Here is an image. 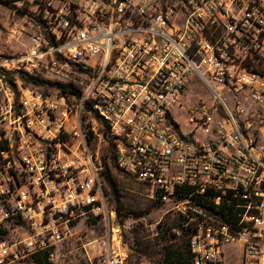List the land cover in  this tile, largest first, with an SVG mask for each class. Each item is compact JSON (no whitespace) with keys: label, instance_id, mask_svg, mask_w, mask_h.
<instances>
[{"label":"built area","instance_id":"built-area-1","mask_svg":"<svg viewBox=\"0 0 264 264\" xmlns=\"http://www.w3.org/2000/svg\"><path fill=\"white\" fill-rule=\"evenodd\" d=\"M57 1L26 66L0 62V264H67L83 220L89 264H131L108 149L192 227V264H264V0ZM39 67L71 90L26 85Z\"/></svg>","mask_w":264,"mask_h":264},{"label":"rangeland","instance_id":"rangeland-1","mask_svg":"<svg viewBox=\"0 0 264 264\" xmlns=\"http://www.w3.org/2000/svg\"><path fill=\"white\" fill-rule=\"evenodd\" d=\"M4 3L8 5L5 6ZM58 6L57 0H0V62L16 60L26 66L25 59L33 46V38L39 34L46 11H53ZM23 71L22 67L21 72ZM70 72L71 69H65L66 74ZM34 76H38L44 82L39 87L42 92L53 91L51 88L55 87L56 83L72 78L57 75L42 67L35 70ZM108 168L117 186L120 200L117 204L110 199V204L115 209L121 224L127 227L124 241L130 252V263L162 264L163 245L180 243L183 240L180 229L164 232L165 225L179 223L180 216L172 210L170 203L166 201L157 203L151 198V193L146 186L121 175L111 160L108 161ZM117 210H120V214ZM72 233L73 237L61 252L62 260H66L67 264H89L83 246L102 237L103 222L80 221ZM172 234L176 237L172 238ZM226 251L228 252L225 258L226 264H244L239 243L227 245ZM18 264L32 263L26 260Z\"/></svg>","mask_w":264,"mask_h":264},{"label":"trees","instance_id":"trees-1","mask_svg":"<svg viewBox=\"0 0 264 264\" xmlns=\"http://www.w3.org/2000/svg\"><path fill=\"white\" fill-rule=\"evenodd\" d=\"M4 4L5 6L8 5L7 3H4ZM20 77L25 82L26 85L31 84V85H34L35 87H41L42 86L41 84L44 83L41 79L38 78V76H28L24 73H21ZM55 88L62 89L65 92V90H71L72 87L71 85H64L58 82L56 83ZM111 157H112L111 149H108L103 157V165H104L103 177H104L106 186L108 188V195L110 199L114 203L118 204L120 200L118 196L117 186L112 179L110 169L108 168V164H107L108 158H111ZM119 173L123 175L121 172ZM127 178H130V177H127ZM130 179H133V178H130ZM156 201L157 203H159V200H156ZM117 211L120 214V210H117ZM185 225H186V221L182 217H180V222L177 224L167 225V226L165 225L166 229L164 230V232L165 231L170 232L176 229H180L182 231L183 240L180 243L173 242V243H167L163 245L162 260H161L162 264H192V257H191V253L189 250V241H190V236L193 233V229L190 225L187 227H185ZM175 237H176L175 234H172V238H175ZM173 240H169V241H173ZM32 264H50V263L48 262L47 257L43 255V256L34 257Z\"/></svg>","mask_w":264,"mask_h":264}]
</instances>
